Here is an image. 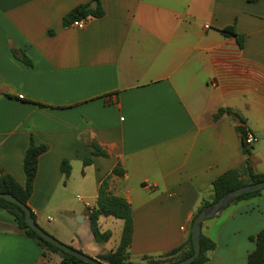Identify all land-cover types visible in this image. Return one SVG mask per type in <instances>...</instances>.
Instances as JSON below:
<instances>
[{
    "label": "crops",
    "instance_id": "1",
    "mask_svg": "<svg viewBox=\"0 0 264 264\" xmlns=\"http://www.w3.org/2000/svg\"><path fill=\"white\" fill-rule=\"evenodd\" d=\"M92 1L0 0V173L25 187L27 150L46 146L28 205L43 230L92 258L122 237L113 217L99 220L108 242L91 233L107 178L133 210L129 262L145 264L185 244L218 177L244 172L238 127L255 137L250 164L264 174V0H100L103 17L63 25ZM221 109L246 123L216 119ZM262 230L264 190L204 222L216 243L206 264H248ZM43 252L0 208V264H43Z\"/></svg>",
    "mask_w": 264,
    "mask_h": 264
},
{
    "label": "trees",
    "instance_id": "2",
    "mask_svg": "<svg viewBox=\"0 0 264 264\" xmlns=\"http://www.w3.org/2000/svg\"><path fill=\"white\" fill-rule=\"evenodd\" d=\"M104 14L105 12L101 1L93 0L91 3L80 5L71 10L67 15L64 16L63 25L66 27L78 20L88 18H101L104 16ZM50 33L53 34V32ZM223 33L236 36L232 28L224 29ZM239 43L240 45H242V41L239 40ZM23 61L30 65V62L28 60L23 59ZM223 114H228L238 119L243 124L246 123L244 118H242L238 113L233 112L231 109H221L215 118L218 119ZM237 130L241 136L242 151L246 156V169L244 170V172H241L240 170H230L218 177L213 182V200L204 201L203 206L193 218L192 226L197 215L206 206L210 205L213 202L219 201L223 196L235 189L241 188L248 184L264 181V174H256L250 164L252 146L249 147L246 142L248 130L244 126L238 127ZM91 147L93 149V156H107V153L102 150L99 145L92 143ZM46 151V146H36L34 143H32L27 150L24 161V170L27 176L26 186L22 187L10 175L0 173V193L11 194L21 203L29 207V200L33 194L34 182L37 176L39 158ZM91 162L92 160H88L86 164L89 165ZM62 168L63 172L66 175H69L71 167L67 161L63 162ZM113 174L123 175V171L120 167L117 166L113 171ZM261 192L262 191L240 196L234 202L256 197L260 195ZM0 208L12 215L15 218L18 229L27 238L34 240L44 250V258L46 257V252L49 251L62 255V261L60 264H90L70 254H67L59 248L44 241L33 229L29 227L26 222L25 212L19 205L0 198ZM32 215L35 218L33 212ZM103 216L113 217L124 222L122 237L118 247L115 250L105 255H100L95 259L105 264H133L132 262H129L128 257V249L132 243L134 230L133 210L126 200L116 197L110 192L107 178L101 182L97 205L94 211L89 216L91 233L97 243L108 242L111 238L110 232H101L99 220ZM251 240L255 242L256 247L248 256V264H264V230H262ZM215 249L216 243L211 239L201 235V254L192 264H206L210 260V254ZM193 254L194 247L192 237L190 235L185 244H183L182 246L175 248L169 253L157 258L145 257L144 261L145 264H173L185 260Z\"/></svg>",
    "mask_w": 264,
    "mask_h": 264
},
{
    "label": "water",
    "instance_id": "3",
    "mask_svg": "<svg viewBox=\"0 0 264 264\" xmlns=\"http://www.w3.org/2000/svg\"><path fill=\"white\" fill-rule=\"evenodd\" d=\"M264 190V181L259 183H253L245 185L241 188L235 189L225 196H223L219 201L213 202L210 205L206 206L195 218L192 230L191 237L194 247V254L189 258L182 260L180 262H176L173 264H192L201 254V235H202V227L205 221L217 216L222 211H224L231 203H233L238 197L255 193ZM0 198L13 202L19 205L22 210L25 212L26 222L31 229H33L44 241L47 243L59 248L63 252L70 254L80 260H83L90 264H105L95 258H92L85 253L81 252L80 249L72 248L61 241L57 240L50 234H48L45 230H43L36 222L35 218L32 215V210L17 200L13 195L8 193H0ZM82 248V246L80 247Z\"/></svg>",
    "mask_w": 264,
    "mask_h": 264
},
{
    "label": "rangeland",
    "instance_id": "4",
    "mask_svg": "<svg viewBox=\"0 0 264 264\" xmlns=\"http://www.w3.org/2000/svg\"><path fill=\"white\" fill-rule=\"evenodd\" d=\"M255 144V143H254ZM75 197V196H74ZM51 217H56L53 213H50ZM47 217V216H46ZM51 220V218H49ZM47 232V231H46ZM114 232L117 233V228L114 229ZM48 233V232H47ZM50 234V233H48ZM51 235V234H50ZM52 236V235H51ZM57 239V238H56ZM60 241V240H59ZM63 243V242H62ZM78 249V248H76ZM116 249V248H115ZM81 250V249H80ZM83 252V250H81ZM62 261V255L59 253L46 252V257L43 261V264H60Z\"/></svg>",
    "mask_w": 264,
    "mask_h": 264
},
{
    "label": "built area",
    "instance_id": "5",
    "mask_svg": "<svg viewBox=\"0 0 264 264\" xmlns=\"http://www.w3.org/2000/svg\"><path fill=\"white\" fill-rule=\"evenodd\" d=\"M87 22H88V19L78 20L73 23V26L79 29H84L87 26ZM255 141H256L255 137L252 134L248 133L247 140H246L248 146L251 147ZM92 212H93V209H90L89 216Z\"/></svg>",
    "mask_w": 264,
    "mask_h": 264
}]
</instances>
